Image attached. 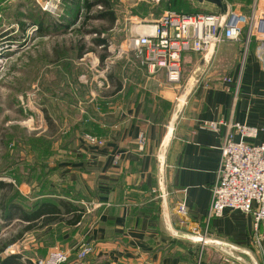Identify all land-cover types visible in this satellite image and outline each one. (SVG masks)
<instances>
[{
    "label": "crops",
    "instance_id": "0c3cea01",
    "mask_svg": "<svg viewBox=\"0 0 264 264\" xmlns=\"http://www.w3.org/2000/svg\"><path fill=\"white\" fill-rule=\"evenodd\" d=\"M253 2L244 4V9L251 12ZM135 32V27L129 29L130 35ZM244 51L240 41L218 43L212 64L198 79L194 66L200 65L204 54L186 52L181 84V95L189 88L186 102L177 111L175 105L161 120L148 117L150 110L159 114L152 99L174 102L173 87L162 72L150 75L138 59L130 58L119 76L122 89L112 92L111 100L79 106L82 113L77 120L69 121L70 114L62 117L59 110L56 116L63 120L62 134H30L51 140L45 160L48 188L53 192L74 187L80 195L77 199L65 193L52 196L85 209L77 225L63 223V240L54 244L70 249L64 264H262L253 237V215L226 208L222 216L208 218L227 127L215 132L207 122L255 126L259 134L248 141H264V47L253 41ZM111 86L115 90V79ZM45 100L50 105L49 96ZM92 122L95 126L90 127ZM84 132L104 139L105 145L84 143ZM140 133L146 136L143 148L138 143ZM8 149L5 152L14 156L15 170L20 173L15 174L18 178L6 173L0 180L24 195L39 191L41 185L32 177L42 170L39 165L32 167L36 171L30 182L22 172L25 157L34 161L32 152ZM38 194L33 200L42 197ZM182 203L186 214L179 212ZM261 234L264 247V222ZM86 243L91 251L80 260L77 249ZM43 244L38 238L34 245Z\"/></svg>",
    "mask_w": 264,
    "mask_h": 264
},
{
    "label": "rangeland",
    "instance_id": "374dc122",
    "mask_svg": "<svg viewBox=\"0 0 264 264\" xmlns=\"http://www.w3.org/2000/svg\"><path fill=\"white\" fill-rule=\"evenodd\" d=\"M46 1L0 0V176L1 173L10 171L5 170L6 166L10 168L11 162L5 152L7 148L13 152H30L28 147H22L20 141L14 138L16 129L22 134L26 130L27 136L35 132L62 134L65 131L64 123H59L60 119L56 116L59 110L62 117L70 114L69 121L77 120L82 113L79 106L111 100L114 89L110 75L118 81L125 63L130 58H136L132 51H126L129 29L155 22L166 8L162 2L150 0H109L116 16L115 22L112 23L108 17H100V14L107 10L100 0H89L91 7L86 6L85 0H54V7L44 10ZM196 8L200 11L207 8L219 11L207 3L197 5ZM233 9L246 11L241 5ZM30 10L48 13L42 32L35 26L28 27L26 32L20 29L18 22L30 24ZM172 10L177 11L175 8ZM157 11H160L159 15ZM102 39L105 44L100 43ZM213 58L214 55L205 70L210 67ZM194 67H199V64ZM182 83L184 73L180 83L169 85L173 87L174 102L166 98L152 99V105L157 106L161 118L169 116L175 105L177 111L181 102H186L189 88L181 95ZM69 89L74 90L77 100L79 98V104L71 105V111L65 107L63 99H68L66 92H69ZM48 96L50 105H46L45 98ZM74 105L76 107H73ZM148 105L149 101H146V106ZM46 113L49 114L51 122L46 119ZM14 142L19 144L18 149ZM39 144L40 142H37L33 147L35 154L43 150ZM43 146L45 148V145ZM27 158L28 156L25 157L22 172L28 180L34 161L30 163ZM41 182L46 183L45 180ZM45 185L39 191H31L29 195H24L18 190L19 195L11 189L0 190L1 259L10 254H19L21 262L29 264V260L33 262L44 258L55 246L52 243L60 239L64 225L62 223L23 232L25 222L19 219L5 222V200L6 204L16 199L17 203L23 201L29 205L35 201L33 197L37 193L47 191ZM38 238L49 245L35 246Z\"/></svg>",
    "mask_w": 264,
    "mask_h": 264
},
{
    "label": "built area",
    "instance_id": "2783aa9c",
    "mask_svg": "<svg viewBox=\"0 0 264 264\" xmlns=\"http://www.w3.org/2000/svg\"><path fill=\"white\" fill-rule=\"evenodd\" d=\"M160 2L161 0H150ZM54 0H47L44 10L54 7ZM145 25V24H141ZM149 28L131 34L126 51H132L150 75L164 74L169 84H178L183 78V59L186 52L205 54L213 43L240 41L246 29L245 51L253 39L264 47V0H254L251 12L244 13L230 5L222 21L219 11L215 13L187 14L172 9L165 10ZM264 55V51L262 53ZM264 58V56H263ZM226 80L230 79L225 77ZM225 125L226 134L221 146V159L217 178L212 188V200L208 218L222 216L226 208L250 213L254 217L253 237L260 248L264 264V247L261 226L264 222V141L254 144L248 139L256 138L260 128L241 123H227L223 120L207 122V127L220 132ZM235 134L240 138L235 139ZM92 145H103L104 140L92 134H85ZM139 147L143 148L146 136H138ZM179 212L186 214L182 203ZM91 251L86 243L78 248V256L84 258ZM71 256L69 248L55 247L45 258L33 264H62Z\"/></svg>",
    "mask_w": 264,
    "mask_h": 264
},
{
    "label": "trees",
    "instance_id": "16d2710c",
    "mask_svg": "<svg viewBox=\"0 0 264 264\" xmlns=\"http://www.w3.org/2000/svg\"><path fill=\"white\" fill-rule=\"evenodd\" d=\"M227 1L230 3L232 8H235L237 6L236 3L238 4L239 2H240V4H242V6H241L242 8L246 7L251 2V0H227ZM100 2H102L104 4V6H106V8H107L106 11H104L100 14V17H102V18L108 17L112 23L115 22L116 16H115V11L113 9H111V7H110L111 2L109 0H100ZM85 3H86L87 7L92 6V3H90L89 0H85ZM159 3H161L162 5H164L166 7L164 10L175 8V9H177V11L184 12L187 14H196V13H200V12H203V13H215L216 12L212 8H207L205 10L203 9V11H200L196 7H197V5H201L203 3H200L197 0H161ZM205 3L210 4L209 2H205ZM198 7H200V6H198ZM243 12L246 14L250 13L247 8H246V11H243ZM159 13H160V11H157V15H159ZM47 16H48V13L45 11H42V10L38 11L37 10L36 12H33L30 10V14L28 17L29 18L28 23H30V24H27V22L20 21V22H18V25H19L20 29L24 32L27 31L28 27H32V26H35L38 31L42 32L44 29L43 26H45L47 23V19H46ZM246 36H247V34H246V29H245L243 31L242 38L240 40V42H242L243 45L245 44ZM253 41L254 40L252 39L250 42V46L252 45ZM100 43L105 44V40L104 39L100 40ZM110 77H111V81L113 79H115L113 77V75H110ZM121 89H122V83L120 81L115 80V90L113 91V93H115ZM66 94L68 96V99L66 100L65 98H63L65 101L64 105L68 110L71 111V109H73L71 105L75 104L77 106L79 104V98H78V100L76 99V94L74 93L73 89H69V92L67 91ZM75 105L73 107H76ZM89 113H90V116H92L93 118L95 117L94 116V109L92 106L89 107ZM148 117L151 119H156V120L160 119L161 120V117L159 116V114L158 113L157 114L151 113V110L148 112ZM46 119L51 122L50 116L47 113H46ZM59 123L63 124V120L61 118L59 120ZM77 126H78L77 123H75L73 129L77 130ZM91 126H95V123L92 122L90 127ZM17 130L18 129H16V132L14 133V138L16 140L20 141L22 147L24 145L25 147L29 148L30 152H32V154L34 156V165L35 166L39 165V167L42 169L36 173L35 172L36 170L33 171L34 170V168H32V167H34V165H33L30 168L28 179L30 180L31 175H33V173L35 172L34 175L32 176V177H34L33 180L35 182L37 181L41 185V188L44 184H46L45 186L47 188V191L45 193L40 192L38 195H40L42 197H40L38 200H35L34 202H31L29 205H26L23 201L21 203H17V201H15L16 199L9 201L6 204V200H5V203H4L5 222L9 223V222L16 220V219H19V220L25 222L26 225L24 226L23 232L24 231L25 232L32 231L34 229L44 228L47 226L50 227L51 225L60 224V223H62V224L64 223V224L69 225V226L77 225L81 221L85 209L82 206L72 202L69 199L52 196L53 194H56V195L62 194L63 195V193H65V195L67 197H69L71 199H77L78 197H80L77 190L74 187L65 188V189L54 188L53 192H52V189L48 188L49 185L46 181L47 180V178H46L47 177V171H46L47 166H45V160L47 159L48 154H50V142H51V140H48L44 137L35 138V137L27 136L24 133L23 134L18 133ZM85 134H92V133L84 132L82 134L83 142L92 146V144L88 143L87 140L85 139ZM92 135H94V134H92ZM95 136H97V135H95ZM8 140H9V136H8ZM10 142H12V141H10ZM37 142H40V144L38 146L40 148H43V150H42V152H40V153L36 152V154H35L33 152V150H35L33 147H35ZM9 144H11V143H9ZM14 144L16 145V149H18L19 144H17L16 142H14ZM43 145H45V148ZM104 145H105V141H104V144L100 145V146H104ZM94 146H97V145H94ZM14 152H19V151L16 150ZM8 157L11 160V162H10V168H9L10 171H9V173H7V175L18 178L17 176H15V174L20 173V172H17V170H15L14 156L8 155ZM25 161L26 160L24 159V162ZM40 173H42L43 175H40ZM4 174H5V172L3 174L1 173V176H3ZM43 180H45L46 183H44V182L40 183V181H43ZM11 188H12V185H9L8 183L0 180V189H11ZM70 191H72V193H70ZM15 192H16V195L20 194L17 190ZM45 195H49V196H45ZM64 226L65 225H63V227ZM63 227H62V231H63ZM19 235H21V234H19ZM41 240H43V239H41ZM58 240L59 241L63 240V232L60 234V239H58ZM57 241H55L52 244H55ZM46 245L48 246L49 243L47 244L44 241L43 246H46ZM55 247L66 248L65 245L57 244L54 247H52L49 250V252ZM76 257L80 260L85 258V257L80 258L78 256V249H77V256ZM20 258H21V256L19 254H10V255L2 258V259L0 258V264H26L25 262H21ZM68 261H69V259L64 263H67ZM64 263H62V264H64ZM29 264H33V262L31 260H29Z\"/></svg>",
    "mask_w": 264,
    "mask_h": 264
},
{
    "label": "water",
    "instance_id": "95a60500",
    "mask_svg": "<svg viewBox=\"0 0 264 264\" xmlns=\"http://www.w3.org/2000/svg\"><path fill=\"white\" fill-rule=\"evenodd\" d=\"M197 1H199V2L208 1V2H211L215 5H217L219 8V13L222 16V21L226 18L227 14L229 12L230 5H229L227 0H197ZM215 49H216V44L213 43L211 45V49L207 53L204 54L202 62L200 63L199 67L197 68L196 72L194 73L195 79H198L200 77V75L203 73V71L205 70V66L209 63L211 57L214 54ZM170 131H171V129H170ZM189 237L193 238L192 236H189Z\"/></svg>",
    "mask_w": 264,
    "mask_h": 264
},
{
    "label": "bare ground",
    "instance_id": "6f19581e",
    "mask_svg": "<svg viewBox=\"0 0 264 264\" xmlns=\"http://www.w3.org/2000/svg\"><path fill=\"white\" fill-rule=\"evenodd\" d=\"M141 27V28H140ZM140 27H139V29L138 30H140V29H142V30H140V31H145V30H147L148 28H149V26L148 25H140ZM188 93H189V91H188ZM187 93V94H188Z\"/></svg>",
    "mask_w": 264,
    "mask_h": 264
}]
</instances>
